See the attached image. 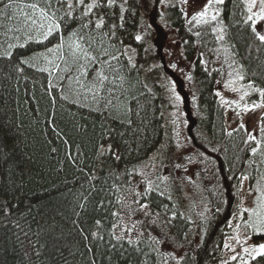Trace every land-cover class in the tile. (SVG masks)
Wrapping results in <instances>:
<instances>
[{
	"label": "trees",
	"instance_id": "obj_1",
	"mask_svg": "<svg viewBox=\"0 0 264 264\" xmlns=\"http://www.w3.org/2000/svg\"><path fill=\"white\" fill-rule=\"evenodd\" d=\"M162 1L0 0V264H176L158 236H116L121 199L154 156L140 203L186 247L177 264L221 253L242 179L250 189L264 181V116L257 139L226 129L215 61L227 55L255 90L249 102L264 104V41L244 0H222L216 19L197 25L177 0L161 12ZM150 17L174 33L190 70L194 153L179 160L180 175L164 146L158 55L142 35ZM194 161L197 185L183 175ZM262 242L264 231L252 235ZM249 264H264V253Z\"/></svg>",
	"mask_w": 264,
	"mask_h": 264
},
{
	"label": "rangeland",
	"instance_id": "obj_2",
	"mask_svg": "<svg viewBox=\"0 0 264 264\" xmlns=\"http://www.w3.org/2000/svg\"><path fill=\"white\" fill-rule=\"evenodd\" d=\"M172 0H163L160 7L162 12L165 6ZM187 20L197 24L204 20H215L220 2L218 0H177ZM247 21L252 25L258 37L264 36V22L262 0H244ZM204 13L203 16L200 14ZM215 17V19H213ZM152 20V21H151ZM156 17H150L143 27V36L150 37L149 45L158 55V67L162 76V84L165 89V128L166 137L164 146H168L169 158L176 162V173L180 175L181 165L179 160L188 156L194 150L190 147L188 127L191 119H188L186 111H192L194 98L193 88L190 82L189 67L182 60L179 45L175 41L174 33L164 29L163 23L153 21ZM154 22V24H153ZM148 27L151 31H146ZM216 38L223 40L222 28H215ZM219 75L216 81L215 93L220 105L224 109V122L228 131L242 127L250 139H257L260 131V120L264 116V104H252L249 96L255 90L243 83L241 74L227 55L215 61ZM161 79V78H160ZM161 82V81H160ZM190 105H185V101ZM154 156L140 171L137 177L130 182L127 194L121 199L122 214L120 222L116 226V236L128 239H136L147 234L158 236L163 246V255L170 263H178L186 247L177 246L168 240V236L159 233V219L150 213L149 209L140 203L139 194L141 187L148 178H151L157 170ZM196 156H194L195 158ZM203 168L206 165L203 164ZM202 171L197 162L188 163L183 175L197 185L198 173ZM208 187H214L215 182L207 180ZM240 211L229 221V237L225 241L221 253L212 264H249V261L260 254V246L251 243L253 234L264 231V181L250 189L247 178L240 183ZM204 213L201 211V216ZM162 237V238H161Z\"/></svg>",
	"mask_w": 264,
	"mask_h": 264
},
{
	"label": "snow or ice",
	"instance_id": "obj_3",
	"mask_svg": "<svg viewBox=\"0 0 264 264\" xmlns=\"http://www.w3.org/2000/svg\"><path fill=\"white\" fill-rule=\"evenodd\" d=\"M79 2H82V0H79ZM218 2H222V0H218ZM262 3H264V0H262ZM33 7H35V5H33ZM71 7H72V5L69 4V8H71ZM200 15L203 16L204 13H201ZM213 19H215V17H213ZM96 26L97 27H100V24H97ZM259 39L261 41H264V36H260ZM261 95H264V92H262ZM259 250H260L261 253H264V245L260 246V249Z\"/></svg>",
	"mask_w": 264,
	"mask_h": 264
}]
</instances>
